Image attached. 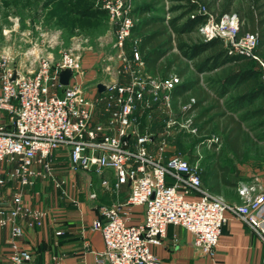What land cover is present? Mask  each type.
<instances>
[{"label": "built area", "instance_id": "2783aa9c", "mask_svg": "<svg viewBox=\"0 0 264 264\" xmlns=\"http://www.w3.org/2000/svg\"><path fill=\"white\" fill-rule=\"evenodd\" d=\"M98 3L114 26L113 47L120 64L112 81L101 82L103 92H98L97 84L84 85L81 58L74 47L61 50L56 60L32 51L16 58L11 50L0 49V228H9L8 264L32 260L31 253L16 244L24 232L20 220L37 228L46 213L27 206L22 191L37 180L53 178L52 157L60 149L68 151L70 171H87L92 165L97 172L110 169L115 177L112 189L128 187L125 202L101 206V217L90 224L89 230L98 231L103 240V249L93 251L96 264H158L151 247L162 243L168 225L183 227L201 253L213 256L228 214L242 220L264 243L263 191L241 183L240 201L228 203L203 187L197 164L176 155L164 157L165 137L153 150L155 136L138 132L139 106L158 101L160 109L172 112L169 92L180 79L173 73L159 81L146 73L136 47L126 55L134 24L130 0ZM234 17L230 16L232 31L226 33L229 43L235 52L259 60L256 35L236 39ZM199 30L205 41L222 39L217 24H204ZM65 69L72 76L62 85L59 72ZM96 113L104 120L95 121ZM173 124L170 118L164 120L166 129ZM54 182L58 187L63 184ZM9 183L15 186L8 198L2 197ZM102 183L108 186L107 180ZM135 206L144 208L142 223L129 220Z\"/></svg>", "mask_w": 264, "mask_h": 264}, {"label": "rangeland", "instance_id": "374dc122", "mask_svg": "<svg viewBox=\"0 0 264 264\" xmlns=\"http://www.w3.org/2000/svg\"><path fill=\"white\" fill-rule=\"evenodd\" d=\"M139 1L150 2V0H130L132 8ZM206 1L210 3V9L199 3L197 11V13L207 16L202 25L211 26L213 24L216 26L217 24V29L222 35L227 50L230 53H237L226 35L227 32L232 31L230 16L235 15L233 24L237 25L239 29L240 26L247 23L249 10H256V0ZM60 2L64 3V11L59 9L58 12H52ZM157 2L154 7L166 19L179 14L175 8L182 4L180 0H157ZM259 3L264 9V0H259ZM226 7L229 9L228 13L224 11ZM86 8L101 9L98 0H0V49L11 50L16 58L23 52L32 51L34 55L49 54L56 60L59 58L61 50L74 47L81 58L82 79H85V86L92 87L97 83L110 82L115 77L116 69L120 66L113 47L114 26L101 13H98L96 17H79L74 13ZM63 14L65 15L61 17ZM199 28L195 34L190 35L193 41L204 40ZM188 40L185 39L186 42H189ZM134 44V40L127 41V56H130ZM173 52L177 51L174 49ZM30 57L32 56L29 55ZM258 59H254L256 61L254 67L259 71V77L264 82V60L260 56ZM188 64L187 77H193L195 71L189 61ZM226 70L235 69L232 64L228 63L216 70L199 74L201 85L211 96L214 95V91L218 87L222 72ZM155 78L159 81L165 79ZM158 92L161 96L164 90L160 88ZM236 94L237 92L233 90L225 99ZM146 97L152 99L150 95ZM225 99L222 100V103ZM158 104L160 102L151 101L150 108L139 106L140 113L156 109L160 112V120L156 121L155 127L149 131L155 136L154 141H156L152 147L155 149L157 140L165 137L164 157L176 155L185 158L192 164H197L204 177V184L215 159L228 168V178L235 181L237 185L246 181L255 182L258 175L264 171L263 143H257L252 148L245 147L242 156L238 157L230 149L225 135L215 123H209L200 131L197 126H191V119L196 116L197 111L189 116L190 122L187 123L186 119L178 114H173L168 108L160 109ZM163 118L166 120L170 118L174 124L167 129L164 128ZM143 124H145V120ZM252 124L253 121H248L243 125L247 128ZM252 134L254 133L252 132ZM231 190H236V187ZM224 192H230V189H224Z\"/></svg>", "mask_w": 264, "mask_h": 264}, {"label": "trees", "instance_id": "16d2710c", "mask_svg": "<svg viewBox=\"0 0 264 264\" xmlns=\"http://www.w3.org/2000/svg\"><path fill=\"white\" fill-rule=\"evenodd\" d=\"M180 1L182 4L175 8L179 14L168 19L154 7L157 0L137 2L132 9L134 24L130 35V40H137V43L132 48L138 49L146 73L160 78L174 73L180 79L169 92L172 112L187 119L197 111L191 119V126H197L200 131L209 123H215L225 135L233 153L241 157L245 147L264 144V82L254 67L256 61L244 54L230 53L219 37L193 41L190 35L195 34L207 18L197 13L199 3L207 9H210V3L206 0ZM256 2V10H249L247 23L239 27L235 37L238 39L246 33L255 34V53L264 60V9L259 0ZM59 9L64 11L63 2L57 4L52 12ZM224 11L228 13V7ZM74 13L79 17H96L101 13L107 18L102 9L86 8ZM186 38L189 42L185 41ZM174 49L177 52H173ZM188 61L195 71L193 77H187ZM228 63L235 70L222 72L218 87L211 96L201 85L199 74ZM233 90L237 94L225 99ZM223 99L225 101L222 103ZM248 121H253V124L245 128L243 124ZM228 173V168L215 159L207 177L212 191L219 192L221 185L237 189L238 185L228 178Z\"/></svg>", "mask_w": 264, "mask_h": 264}, {"label": "crops", "instance_id": "0c3cea01", "mask_svg": "<svg viewBox=\"0 0 264 264\" xmlns=\"http://www.w3.org/2000/svg\"><path fill=\"white\" fill-rule=\"evenodd\" d=\"M139 110L135 113L138 132H149L160 120V112L156 109L140 113ZM148 116L152 119L149 120ZM94 119L104 120L97 113ZM52 167L53 178L37 180L22 191L25 204L45 211L46 216L43 225L37 228H28L20 220L24 232L16 244L31 253L32 260L28 264H96L93 251L103 249V240L98 231L89 230L90 224L101 217V206L125 202L128 187L124 185L113 190L115 177L110 169L97 172L90 167L87 171H70L66 149L54 153ZM200 176L203 187L211 194L221 196L228 203L240 201L237 189L231 190L234 187L221 185L219 192H214L207 180L204 184L201 171ZM54 179L63 184L56 186ZM256 179L244 183L254 185L256 192H264V171ZM103 180H107L108 186L102 183ZM14 186V183L7 184L2 197L8 198ZM224 189H230V192H224ZM129 220L142 223L144 208L132 207ZM9 235L8 227L0 228V264H8ZM151 250L158 258V264H264V243L233 214H228L213 256L201 253L194 246L192 235L183 227L174 225L167 226L162 243Z\"/></svg>", "mask_w": 264, "mask_h": 264}, {"label": "water", "instance_id": "95a60500", "mask_svg": "<svg viewBox=\"0 0 264 264\" xmlns=\"http://www.w3.org/2000/svg\"><path fill=\"white\" fill-rule=\"evenodd\" d=\"M72 76V72L68 69L61 70L59 72V83L62 85H67L70 77ZM98 92H103L105 90V86L102 83L97 84ZM91 169H95V166L92 165Z\"/></svg>", "mask_w": 264, "mask_h": 264}]
</instances>
